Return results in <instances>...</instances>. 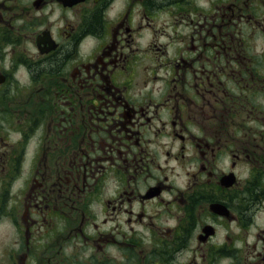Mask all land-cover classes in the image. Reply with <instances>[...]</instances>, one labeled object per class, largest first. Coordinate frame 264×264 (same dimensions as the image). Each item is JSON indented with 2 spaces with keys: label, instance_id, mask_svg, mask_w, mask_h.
<instances>
[{
  "label": "flooded vegetation",
  "instance_id": "1",
  "mask_svg": "<svg viewBox=\"0 0 264 264\" xmlns=\"http://www.w3.org/2000/svg\"><path fill=\"white\" fill-rule=\"evenodd\" d=\"M0 224L1 264H264V0H0Z\"/></svg>",
  "mask_w": 264,
  "mask_h": 264
},
{
  "label": "rangeland",
  "instance_id": "2",
  "mask_svg": "<svg viewBox=\"0 0 264 264\" xmlns=\"http://www.w3.org/2000/svg\"><path fill=\"white\" fill-rule=\"evenodd\" d=\"M17 184H18V182L11 185V191L15 187H16V189L18 188V186L20 184H18V185ZM8 201H9V199H8ZM5 223H7L6 220H5ZM13 230L14 229L10 225L0 224V261L4 257L5 249L8 248L9 246H11V242H12L13 237H14Z\"/></svg>",
  "mask_w": 264,
  "mask_h": 264
}]
</instances>
